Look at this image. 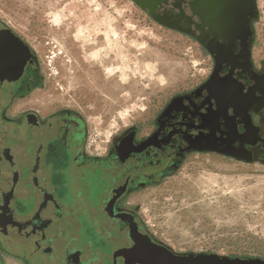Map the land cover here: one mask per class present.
Here are the masks:
<instances>
[{"label":"flooded vegetation","instance_id":"flooded-vegetation-1","mask_svg":"<svg viewBox=\"0 0 264 264\" xmlns=\"http://www.w3.org/2000/svg\"><path fill=\"white\" fill-rule=\"evenodd\" d=\"M196 7L168 0L155 12L203 40L208 74L168 99L147 127L117 133L103 152L90 146L77 112L39 102L38 58L0 20V264H142L117 253L134 245L132 230L148 252L184 256L145 227L130 196L197 154L264 164V59L243 22L201 32Z\"/></svg>","mask_w":264,"mask_h":264},{"label":"rangeland","instance_id":"rangeland-1","mask_svg":"<svg viewBox=\"0 0 264 264\" xmlns=\"http://www.w3.org/2000/svg\"><path fill=\"white\" fill-rule=\"evenodd\" d=\"M256 1L253 50L264 59V0ZM0 20L38 58L39 102L77 112L100 152L125 128L147 127L168 99L210 70L197 40L157 23L132 0H0ZM94 49L110 55L100 73ZM129 200L176 252L264 258L263 163L197 154Z\"/></svg>","mask_w":264,"mask_h":264},{"label":"water","instance_id":"water-1","mask_svg":"<svg viewBox=\"0 0 264 264\" xmlns=\"http://www.w3.org/2000/svg\"><path fill=\"white\" fill-rule=\"evenodd\" d=\"M132 1L141 9L146 10L157 23L187 33L171 22L170 16L155 12L158 7L167 4L168 0ZM196 4L197 7L193 8L192 12L197 14L201 20V23L197 25L201 32H203L204 27H207L211 32L224 31V29L234 31L238 28L239 23L243 22L246 35L250 36L251 41L254 40V23L258 20L256 0H196ZM174 5L178 6L176 3ZM180 13L184 16L182 11ZM237 33L233 32L232 34ZM197 41L203 45L201 38H198ZM208 50L211 52V49L208 48ZM130 234L135 242L134 245L131 248L119 249L117 253L141 257L138 260L142 264H264V258L258 256H227L213 252H185L184 256H178L170 251L163 254L156 251L148 252L138 237H135L134 230L130 231Z\"/></svg>","mask_w":264,"mask_h":264},{"label":"bare ground","instance_id":"bare-ground-1","mask_svg":"<svg viewBox=\"0 0 264 264\" xmlns=\"http://www.w3.org/2000/svg\"><path fill=\"white\" fill-rule=\"evenodd\" d=\"M91 56H94L96 58V59L94 58L95 60L92 59V61L94 60L92 65L96 64V66L99 70V73L102 72L103 67L101 66L102 63H100V62L102 61V59L108 58V56H110V55L107 54V52L101 53L98 49H94ZM86 58L91 59V57H86ZM114 59H115V56H114ZM92 61H89V63L91 64ZM116 68H117V66H116V64H114L112 67V70L114 71V69H116Z\"/></svg>","mask_w":264,"mask_h":264}]
</instances>
